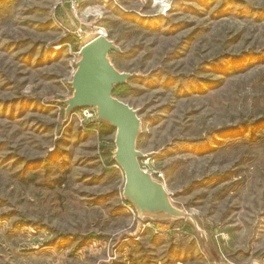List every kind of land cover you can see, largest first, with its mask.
Listing matches in <instances>:
<instances>
[{"label":"rangeland","instance_id":"rangeland-1","mask_svg":"<svg viewBox=\"0 0 264 264\" xmlns=\"http://www.w3.org/2000/svg\"><path fill=\"white\" fill-rule=\"evenodd\" d=\"M96 27L137 75L115 96L143 168L202 233L139 230L116 130L66 116ZM0 264H264V0H0Z\"/></svg>","mask_w":264,"mask_h":264},{"label":"water","instance_id":"water-1","mask_svg":"<svg viewBox=\"0 0 264 264\" xmlns=\"http://www.w3.org/2000/svg\"><path fill=\"white\" fill-rule=\"evenodd\" d=\"M120 51L115 41L101 34L83 41L70 83L73 95L63 102L66 116L78 108L92 106L97 110L96 120L116 130L113 159L124 173L123 197L136 209L139 230L146 218L162 221L170 217L173 221L188 220L202 233L201 223L176 207L165 185L141 164L145 155L137 147L142 126L139 111L114 93L116 87L137 76L118 70L111 61L110 54Z\"/></svg>","mask_w":264,"mask_h":264},{"label":"built area","instance_id":"built-area-1","mask_svg":"<svg viewBox=\"0 0 264 264\" xmlns=\"http://www.w3.org/2000/svg\"><path fill=\"white\" fill-rule=\"evenodd\" d=\"M93 34H101V35L106 36L105 30L103 28H101V27H96V30L91 35H93ZM83 41H82L81 45L79 46V49L76 52L77 56H76L75 64L81 58L80 48H81V46L83 44ZM70 115L71 116L72 115H76V116H78L80 118V120H83V121L85 120V121L92 122V121H95L97 119V110H96L95 107L86 106V107H81V108L76 109ZM128 207L130 208V210H132L134 212V214L135 213L137 214L136 209H135V207L132 204H129ZM144 226H145V221L143 222V227Z\"/></svg>","mask_w":264,"mask_h":264},{"label":"trees","instance_id":"trees-1","mask_svg":"<svg viewBox=\"0 0 264 264\" xmlns=\"http://www.w3.org/2000/svg\"><path fill=\"white\" fill-rule=\"evenodd\" d=\"M124 85H125V84H124ZM124 85H121V86L116 87L114 93H115L117 90H120L121 87L124 86ZM94 123H97V125H98L99 127H101L102 134H105V133H111V132H113V131L115 130L113 127L109 126L108 124H105V123H102V122H98L97 120H96ZM114 150H115V148H114L113 151H112V155H114ZM111 162L115 163V160L112 158V159H111ZM185 222L191 224L190 222H188V221H186V220H185Z\"/></svg>","mask_w":264,"mask_h":264},{"label":"bare ground","instance_id":"bare-ground-1","mask_svg":"<svg viewBox=\"0 0 264 264\" xmlns=\"http://www.w3.org/2000/svg\"><path fill=\"white\" fill-rule=\"evenodd\" d=\"M163 0H158V2H162Z\"/></svg>","mask_w":264,"mask_h":264}]
</instances>
